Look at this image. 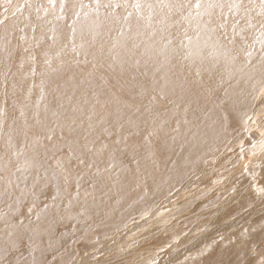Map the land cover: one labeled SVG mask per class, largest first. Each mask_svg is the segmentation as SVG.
<instances>
[{
    "label": "rangeland",
    "instance_id": "obj_1",
    "mask_svg": "<svg viewBox=\"0 0 264 264\" xmlns=\"http://www.w3.org/2000/svg\"><path fill=\"white\" fill-rule=\"evenodd\" d=\"M40 1L0 0V240L6 254L14 252L11 241L20 233L21 239L30 236L39 248L54 252L30 264H264V0H67L68 5L66 0H44L39 9ZM6 39L11 49H4ZM71 41L74 45L68 46ZM112 122L113 128L107 126ZM108 150L118 156L113 159ZM32 153L48 156L37 165L43 172H34L28 163ZM168 176L170 183L163 178ZM84 214L92 226L62 240L57 232L61 222L71 216L74 224L83 222L88 218ZM24 249L18 253H36ZM0 261L6 264L4 258Z\"/></svg>",
    "mask_w": 264,
    "mask_h": 264
},
{
    "label": "bare ground",
    "instance_id": "obj_2",
    "mask_svg": "<svg viewBox=\"0 0 264 264\" xmlns=\"http://www.w3.org/2000/svg\"><path fill=\"white\" fill-rule=\"evenodd\" d=\"M43 1H44V0H42V1L39 2V5H40V6H39V9H42V8L45 6V5L43 4ZM58 1H59V0H58ZM78 1H79V0H78ZM84 1H86V0H84ZM22 2H23V1H22ZM66 2H67V0H66ZM75 2L77 3V1H75ZM79 2H80V1H79ZM87 2H88V1H87ZM87 2H86V3H87ZM97 2H101V1H98V0H97ZM81 3H85V2H82V1H81L80 4H81ZM95 3H96V1H95ZM95 3H94V4H95ZM62 4H64V3L62 2ZM66 4L68 5V2H67ZM88 4H91V3H88ZM94 4H93V6H94ZM96 4L98 5V4H100V3H96ZM96 4H95V5H96ZM78 5H79V4H78ZM86 5H87V4H86ZM101 5H102V4H101ZM93 6H92V7H93ZM102 6H103V5H102ZM102 6H100V7H102ZM85 7H87V6H85ZM85 7H82L83 10H84ZM100 7H98V8H100ZM93 8H94V7H93ZM95 8L97 9V7H95ZM36 9H37V7H36ZM96 9H95V10H96ZM103 9H105V8H103ZM107 9H109V8H107ZM31 10H32V9H31ZM75 10H76V12L79 11V9H76V8H75ZM77 10H78V11H77ZM83 10H81V11H79V12L81 13V12H83ZM38 11H39V10H38ZM38 11H37V12H38ZM87 11H88V9L86 10V12H87ZM99 11H100V10H99ZM25 12H26V11H25ZM28 12H29V11H28ZM30 12H31V11H30ZM30 12H29V13H30ZM41 12H42V11H41ZM84 12H85V11H84ZM86 12L83 14L84 16L87 14ZM88 12H89V11H88ZM107 12H108V11H107ZM29 13H28V14H29ZM92 13H93V12H92ZM94 13H95L94 15H96V13L98 14L99 12H94ZM108 13H109V12H108ZM116 13H117V12H116ZM28 14H27V15H28ZM33 14H35V13H33ZM38 14H39V13H38ZM63 14H64V13H63ZM74 14H75V13H74ZM76 14H79V13H76ZM76 14H75V15H76ZM30 15H31V14H30ZM80 15H82V14H80ZM87 15H88V14H87ZM88 16H90V15H88ZM115 16H117V15H115ZM18 17H19V16H18ZM22 17H23V15H22ZM30 17H31V16H30ZM30 17H29V18H30ZM81 17H82V16H81ZM117 17H118V16H117ZM24 18H25V17H24ZM89 18H92V17L90 16ZM89 18L86 19V20L89 21ZM7 19H8V18H7ZM12 19H13V18H12ZM114 19H115V18H114ZM92 20H93V18H92ZM92 20H90V21H92ZM98 20H99V19H98ZM103 20H105V19H102V21H103ZM109 20H110V19H109ZM13 21H14V20H13ZM71 21H72V20H71ZM113 21H114V20H113ZM11 22H12V21H10V23H11ZM48 22H49V21H48ZM104 22H105V21H104ZM24 23H25V22H24ZM50 23H51V22H50ZM100 23L102 24L103 22H100ZM109 23H110V22H109ZM15 24H16V23H15ZM31 24H32V23H31ZM48 24H49V23H48ZM65 24H67V21L65 22ZM68 24H69V23H68ZM74 24H75V23H74ZM98 24H99V23H98ZM112 24H113V23H112ZM17 25H18V24H17ZM26 25H27V24H26ZM34 25H35V24H34ZM57 25H58V24H57ZM69 25H70V24H69ZM118 25H119V24H118ZM61 26L64 27L63 25H61ZM73 26H74V25H73ZM75 26H76V24H75ZM91 26H92V25H91ZM97 26H98V25H96V27H97ZM99 26H100V25H99ZM108 26H109V25H108ZM148 26H149V25H148ZM21 27H22V26H21ZM23 27H24V26H23ZM25 27H26V26H25ZM34 27H35V26H34ZM34 27H33V28H34ZM77 27H78V26H76V28H75L76 30L78 29ZM81 27H82V28H81ZM81 27H80V28L84 30L83 26H81ZM48 28H49V27H48ZM53 28H54V26L52 27V29H53ZM55 28H57V27L55 26ZM58 28H59V26H58ZM68 28H69V27H68ZM98 28H99V27H98ZM98 28H97V29H98ZM142 28H143V27H142ZM23 29H24V28H23ZM43 29H44V28H43ZM49 29H50V28H49ZM63 29H64V28H63ZM100 29H102V28H100ZM106 29H107V28H106ZM58 30H59V29H58ZM61 30H62V29H61ZM61 30H60V31H61ZM64 30H65V29H64ZM78 30H80V29H78ZM85 30H86V29H85ZM87 30H88V29H87ZM90 30H91V29H90ZM92 30H94V29H92ZM107 30L110 31V30H112V29H111V27H110V28L107 29ZM3 31H4V30H3ZM21 31H22V30H21ZM29 31H30V30H29ZM52 31H53V30H52ZM54 31H55V30H54ZM60 31H59V32H60ZM65 31H66V30H65ZM1 32H2V31H1ZM25 32H26V31H25ZM45 32H46V31H45ZM68 32H69V31H68ZM74 32H75V31H74ZM78 32H79V31H78ZM82 32H83V31H82ZM84 32H87V31H84ZM90 32H92V31H90ZM113 32H114V31H113ZM4 33H5V32H4ZM31 33H32V32H31ZM87 33H88V32H87ZM23 34H24V33H23ZM67 34H68V33H67ZM77 34H78V33H77ZM77 34H76V35H77ZM92 34H93V33H92ZM97 34H98V33H97ZM101 34H102V33H101ZM108 34H109V33H108ZM20 35H22V33H21ZM42 35H43V34H42ZM56 35H57V34H56ZM86 35H87V34H86ZM98 35H99V34H98ZM25 36H26V34H25ZM68 36H70V35H68ZM73 36H75V34H74ZM88 36H91V35H88ZM92 36H93V35H92ZM3 37H4V36H3ZM80 37H81V36H80ZM100 37H101V36H100ZM20 38H21V37H20ZM22 38H23V37H22ZM37 38H38V37H37ZM41 38H43V37H41ZM66 38H68V37H66ZM66 38H65V39H66ZM70 38H72V36H71ZM73 38H74V37H73ZM73 38H72V40H73ZM89 38L91 39L92 37H89ZM98 38H99V37H98ZM111 38H112V37H111ZM117 38H118V37H117ZM129 38H130V37H129ZM2 39H3V38H2ZM2 39H1V40H2ZM35 39H36V37H35ZM49 39H50V37L48 38V41H49ZM55 39H56V38H55ZM82 39H85V38H82ZM90 39H89V40H90ZM37 40H38V39H37ZM37 40H36V41H37ZM76 40H77V38H76ZM78 40H79V38H78ZM99 40H100V39H99ZM99 40H97V41H99ZM107 40H108V39H107ZM127 40H128V39H127ZM198 40H199V39H198ZM6 41H7V39H6V40H3V42H2V45H4V47L8 46V44H7ZM9 41H10V40H9ZM24 41H26V39H25ZM60 41H61V40H60ZM65 41H66V40H65ZM67 41H68V40H67ZM69 41H70V40H69ZM74 41H75V40H74ZM85 41H87V40H85ZM103 41H104V40H103ZM123 41H125V40H123ZM11 42H12V41H11ZM27 42H29V41H27ZM37 42H39V41H37ZM55 42H57V40H55ZM76 42H77V41H76ZM81 42H83V40H82ZM112 42H113V41H112ZM149 42H150V41H149ZM197 42H198V41H197ZM9 43H10V42H9ZM15 43H16V42H15ZM15 43H14V44H15ZM47 43H48V42H47ZM60 43H61V42H60ZM62 43H63V41H62ZM64 43H65V42H64ZM68 43H69V42H68ZM68 43H66V44H68ZM73 43H74V42H73ZM73 43H72V41H71L70 45H68V46H71V44H73ZM96 43H97V42H96ZM113 43H114V42H113ZM122 43H124V42H122ZM126 43H127V42H126ZM11 44H13V42H12ZM14 44H13V45H14ZM66 44H63V45H66ZM79 44H80V43H79ZM82 44H83V43H82ZM84 44H85V47H86V43H84ZM87 44H88V43H87ZM101 44H102V42H101ZM163 44H164V43H163ZM9 45H10V44H9ZM13 45H12V46H13ZM17 45H18V44H17ZM43 45H44V44H43ZM47 45H48V44H47ZM63 45H61V47H62ZM73 45H74V44H73ZM77 45H78V44H77ZM160 45H161V44H160ZM170 45H171V43H170ZM0 46H1V44H0ZM12 46H11V47H12ZM19 46H21V45L19 44ZM58 46H59V44H58ZM82 46H84V45H82ZM100 46H101V45H100ZM119 46H120V45H119ZM155 46H156V45H155ZM22 47H23V46H22ZM30 47H31V45H30ZM56 47H57V44H56ZM61 47L59 46V48H61ZM64 47H65V46H64ZM77 47H78V46H77ZM77 47H76V48H77ZM134 47H135V46H134ZM151 47H152V46H151ZM161 47H162V46H161ZM9 48H10V47H9ZM9 48L6 47V48H4V49H5V50H8ZM12 48H13V47H12ZM70 48H71V47H70ZM70 48H68V49H70ZM87 48H88V47H86V49H87ZM98 48L100 49V47H98ZM10 49H11V48H10ZM22 49H23V48H22ZM26 49H27V48H26ZM31 49H32V48H31ZM33 49H34V48H33ZM33 49H32V50H33ZM43 49H44V48H43ZM56 49H57V48H56ZM56 49H55V51H58V50H56ZM64 49H65V48H64ZM64 49H63V50H64ZM81 49H82V51H85V50H83V48H81ZM90 49H91V48H90ZM116 49H117V48H116ZM16 50H17V49H16ZM19 50H20V49H19ZM66 50H67V49H66ZM70 50H71V49H70ZM77 50H78V49H77ZM100 50H101V49H100ZM149 50H150V49H149ZM159 50H160V49H159ZM59 51H61V50H59ZM59 51H58V52H59ZM117 51H118V50H117ZM136 51H137V50H136ZM163 51H164V50H163ZM20 52H21V51H20ZM28 52H29V51H28ZM36 52H37V51H36ZM70 52H71V51H70ZM130 52H132V50H131ZM25 53H26V52H25ZM25 53H24V54H25ZM56 53H57V52H56ZM59 53H60V52H59ZM59 53H57V55H58ZM117 53H118V52H117ZM137 53H138V52H137ZM139 53H140V51H139ZM143 53H144V51H143ZM15 54H16V53H15ZM36 54H37V53H36ZM61 54H62V53H61ZM124 54H125V53H124ZM124 54H123V55H124ZM127 54H128V53H127ZM135 54H136V53H135ZM165 54H166V53H165ZM19 55H20V54H18V56H19ZM21 55H22V54H21ZM21 55H20V57H21ZM26 55H27V54H25V56H26ZM29 55H31V54H29ZM42 55H44V54H42ZM49 55H50V54H49ZM63 55H64V53H63ZM63 55H62V56H63ZM68 55H69V54H68ZM74 55H75V54H74ZM79 55H80V54H79ZM137 55H140V54H137ZM159 55H160V54H159ZM215 55H216V54H215ZM14 56H15V55H14ZM16 56H17V55H16ZM22 56H23V55H22ZM27 56H28V55H27ZM38 56H39V55H38ZM47 56H48V55H47ZM47 56H45V57L47 58ZM50 56H51V55H50ZM65 56H66V55H65ZM75 56H76V55H75ZM75 56H74V57H75ZM81 56H82V54H81ZM81 56H80V57H81ZM84 56H85V55H84ZM127 56H128V55H127ZM127 56H126V57H127ZM130 56H131V54H130ZM130 56H128V57H130ZM133 56H134V55H133ZM20 57H17L18 60H21ZM28 57L30 58L31 56H28ZM52 57H54V56H52ZM56 57H57L56 59H59L58 56H56ZM60 57H61V56H60ZM76 57H77V56H76ZM86 57H87V55H86ZM119 57H120V56H119ZM139 57H140V56H139ZM141 57H142V56H141ZM211 57H213V56H211ZM50 58H51V57H50ZM50 58H49V59H50ZM61 58H62V57H61ZM64 58L67 59L66 57H64ZM64 58H63V59H64ZM77 58H78V57H77ZM82 58H83V57H82ZM82 58H80V59L78 58L79 61L82 60ZM136 58H137V57H136ZM136 58H135V59H136ZM143 58H144V56H143ZM161 58H163V57H161ZM173 58H174V57H173ZM2 59H3V58H2ZM38 59H39V58H38ZM43 59H45V58L43 57ZM52 59H53V58H52ZM56 59H55V60H56ZM88 59H89V58H88ZM93 59H94V58H93ZM131 59H132V56H131ZM141 59H142V58H141ZM149 59L152 60L153 58L150 57ZM175 59H176V58H175ZM181 59H182V58H181ZM216 59H217V57H216ZM7 60H8V59H7ZM7 60H6V61H7ZM18 60H17V61H18ZM22 60H24V58H22ZM22 60H21V61H22ZM39 60H40V59H39ZM74 60H75V59H74ZM74 60H73V61H74ZM86 60H87V59H86ZM124 60L127 61L128 59H124ZM129 60H130V58H129ZM137 60H138V59H137ZM144 60H145V58H144ZM208 60H209V59H208ZM213 60H214V59H213ZM15 61H16V59H15ZM43 61H44V60H43ZM62 61H63V60H62ZM69 61H70V63H71V60H69ZM73 61H72V62H73ZM77 61H78V60H77ZM84 61H85V58H84ZM95 61H96V60H95ZM118 61H119V58H118ZM169 61H170V60H169ZM44 62H45V61H44ZM51 62H52V61H51ZM63 62H64V61H63ZM66 62H67V61H66ZM88 62H89V61H88ZM92 62H93V61H92ZM133 62L136 63L135 61H133ZM140 62H141V61H140ZM142 62H143V60H142ZM144 62H145V61H144ZM149 62L151 63V61H149ZM176 62H178V61H176ZM0 63H1V62H0ZM29 63H30V62H29ZM47 63H48V62H47ZM53 63H54V62H53ZM80 63H81V62H80ZM93 63H95V62H93ZM128 63L131 64L130 61H129ZM163 63H164V62H163ZM3 64H4V63H3ZM9 64H10V63H9ZM49 64H50V63H49ZM64 64H65V63H64ZM71 64H72V63H71ZM75 64H76V63H75ZM90 64H92L91 61H90L89 65H90ZM132 64H133V63H132ZM137 64H138V63H137ZM152 64H153V62H152ZM157 64H158V63H156V65H157ZM190 64H191V63H190ZM16 65H19V64H16ZM21 65H23V64H21ZM30 65H31V64H30ZM30 65H29V66H30ZM82 65H84V64H82ZM113 65H114V64H113ZM127 65H128V64H127ZM140 65H141V64H140ZM171 65H172V64H171ZM174 65H175V64H174ZM4 66H5V65H4ZM8 66H9V65H8ZM74 66H75V65H74ZM79 66H80V65H79ZM114 66H119V65H114ZM135 66H136V65H135ZM146 66H147V65H146ZM189 66H190V65H189ZM204 66H205V65H204ZM204 66H201V67H204ZM1 67L3 68V66H1ZM54 67H55V66H54ZM66 67H68V66L66 65ZM66 67H65V68H66ZM85 67H86V66H85ZM85 67H82V68H85ZM89 67H90V66H89ZM126 67H127V66H126ZM130 67H132V66H130ZM143 67H145V66H143ZM167 67H168V66H167ZM170 67H171V66H170ZM199 67H200V66H199ZM205 67H206V66H205ZM5 68H6V66H5ZM17 68H18V67H17ZM55 68H56V67H55ZM77 68L79 69V67H77ZM119 68H120V66H119ZM119 68H118V69H119ZM124 68H125V67H124ZM149 68L152 69V68H155V67H149ZM157 68H158V67H156V69H157ZM197 68H198V67H197ZM0 69H1V68H0ZM6 69H7V68H6ZM26 69H27V67H26ZM41 69H42V68H41ZM156 69H155V70H156ZM193 69H194V68H193ZM204 69H206V68H204ZM29 70H31V69H29ZM63 70H64V69H63ZM73 70H74V69H73ZM153 70H154V69H153ZM168 70H169V69H168ZM191 70H192V69H191ZM48 71H49V70H48ZM67 71H68V69H67ZM134 71H135V70H134ZM161 71H163V70H161ZM177 71H178V70H177ZM208 71H209V70H208ZM35 72H36V71H34V73H35ZM46 72H47V71H46ZM49 72H50V71H49ZM69 72H70V70H69ZM126 72H127V71H126ZM194 72H195V71H194ZM197 72H198V71H197ZM197 72H195V73H197ZM18 73H20V72H18ZM28 73H29V72H28ZM32 73H33V72H32ZM43 73H44V72H43ZM65 73H66V72H65ZM77 73H78V72H77ZM77 73H76V74H77ZM127 73H128V72H127ZM156 73H158V72L156 71ZM160 73H161V72H160ZM164 73H165V72H164ZM168 73H169L168 75L172 74V73H170V72H168ZM173 73H175V72H173ZM178 73H179V72H178ZM0 74H1V73H0ZM21 74H22V73H21ZM26 74H27V72H26ZM49 74H50V73H49ZM52 74H53V73H52ZM70 74H71V73H70ZM76 74H75V75H76ZM152 74H154V72L151 73V75H152ZM18 75H20V74H18ZM29 75H30V74H29ZM43 75H44V74H43ZM149 75H150V74H149ZM151 75H150V76H151ZM160 75H163V74H160ZM164 75H165V74H164ZM21 76H23V75H21ZM31 76H32V75H31ZM80 76H81V75H80ZM152 76H153V75H152ZM152 76H151V77H152ZM157 76H159V75H157ZM172 76H173V75H172ZM29 77H30V76H29ZM29 77H28V78H29ZM38 77H39V76H38ZM38 77H36V79H37ZM41 77H42V76H41ZM60 77H61V76H60ZM62 77H65V76H62ZM68 77H69L68 79H70L71 76L68 74ZM72 77H73V76H72ZM166 77H167V76H166ZM169 77H171V75H170ZM169 77H168V79H171V78H169ZM174 77H175V76H174ZM180 77H181V76H180ZM25 78H26V77H25ZM43 78H45V77H43ZM152 78H153V77H152ZM26 79H27V78H26ZM30 79H31V78H30ZM55 79H56V78H55ZM65 79H66V78H64V80H65ZM71 79H72V78H71ZM91 79H92V78H91ZM154 79H155V77H154ZM157 79H158V78H157ZM160 79H161V78H160ZM24 80H25V79H24ZM33 80H34V79H33ZM33 80H31V81L33 82ZM41 80H42V79H41ZM62 80H63V79H62ZM86 80H87V78H86ZM155 80H156V79H155ZM230 80H231V79H230ZM31 81H30V82H31ZM39 81H40V80H39ZM45 81H46V80H45ZM49 81H50V80H49ZM66 81H67V79H66ZM74 81H75V80H74ZM158 81H159V79H158ZM158 81H157V82H158ZM161 81H163V80H161ZM13 82H15V81H13ZM18 82H19V81H18ZM36 82H37V81H36ZM51 82H52V81H51ZM51 82H50V83H51ZM59 82H60V81H59ZM133 82H134V81H133ZM152 82H153V81H152ZM165 82L168 83V81H165ZM10 83H11V81H10ZM21 83H22V82H21ZM21 83H20V84H21ZM34 83H35V82H34ZM34 83H33V84H34ZM37 83H39V82H37ZM52 83H53V82H52ZM52 83H51V84H52ZM72 83H73V82H72ZM104 83H105V82H104ZM134 83H136V82H134ZM169 83H170V81H169ZM196 83H197V82H196ZM14 84H15V83H14ZM20 84H18V85H20ZM33 84H32V86H34ZM35 84H36V83H35ZM40 84H41V83H40ZM42 84H43V83H42ZM56 84H57V83H56ZM56 84H55V85H56ZM62 84H64V83H61V85H62ZM80 84H81V83H80ZM137 84H138V83H137ZM157 84L159 85V83H157ZM160 84H161V83H160ZM7 85H8V83H7ZM21 85H22V84H21ZM44 85H45V84H44ZM46 85H47V84H46ZM55 85H54V86H55ZM61 85H59L60 88H61ZM67 85H68V84H67ZM72 85H73V84H72ZM77 85H78V83H77ZM171 85H172V84H171ZM171 85H170V87H171ZM204 85H205V84H204ZM224 85H225V84H223V87H224ZM227 85H228V84H227ZM227 85H226V87H227ZM240 85H241V84H240ZM24 86H25V85H24ZM24 86L22 85V86H20V88L22 89ZM30 86H31V84H30ZM48 86H49V85H48ZM52 86H53V85H52ZM62 86H63V85H62ZM74 86H75V83H74ZM136 86H137V85H136ZM139 86H140V85H139ZM173 86H174V85H173ZM173 86H172V88H173ZM206 86H207V85H206ZM237 86H238V85H237ZM7 87H8V86H7ZM26 87H27V86H26ZM43 87H44V86H43ZM106 87H107V86H106ZM175 87H176V85H175ZM4 88H5V87H4ZM50 88H51V87H50ZM50 88H49V89H50ZM138 88H139V87H138ZM151 88H152V87H151ZM153 88H154V87H153ZM203 88H204V87H203ZM32 89H33V88H32ZM32 89H31V90H32ZM64 89H68V88H64ZM73 89H74V88H73ZM157 89H158V88H156V90H157ZM224 89L226 90V88H224ZM22 90H23V89H22ZM28 90H29V89H28ZM55 90H56V88H55ZM58 90H59V89H58ZM156 90H155V91H156ZM171 90H172V89H171ZM186 90H187V89H186ZM205 90H206V89H205ZM225 90H223V91H225ZM244 90H245V89H244ZM6 91H7V90H6ZM19 91H20V90H19ZM29 91H30V90H29ZM39 91H40V90H39ZM47 91H49V90L47 89ZM47 91H46V89H45L44 93H46ZM51 91H52V90H50V92H51ZM59 91H60V90H59ZM159 91H160V90H159ZM162 91H163V90H162ZM166 91H167V90H166ZM166 91H165V92H166ZM176 91H177V90H176ZM176 91H175V92H176ZM210 91H211V90H210ZM30 92H31V91H30ZM30 92H29V94L27 95V97L31 96V95H30ZM41 92H42V91H41ZM63 92H66V91L63 90ZM190 92H191V91H190ZM204 92H205V91H204ZM241 92H243V91L240 90L239 95H240ZM14 93H15V92H14ZM47 93H48V92H47ZM54 93H56V92H54ZM160 93H161V91H160ZM169 93H170V91H169ZM177 93H178V92H177ZM226 93H227V92H226ZM259 93H260V92H259ZM39 94L42 95L40 92H39ZM61 94H62L63 97H64V94L60 92V95H61ZM171 94H172V93H171ZM182 94H183V93H182ZM204 94H205V93H204ZM242 94H243V93H242ZM43 95H44V94H43ZM57 95H58V94H57ZM78 95L80 96L81 93H80V94L78 93ZM82 95H83V94H82ZM87 95H88V93H87L85 96L88 97ZM91 95H92V94H91ZM109 95H110V94H109ZM136 95H137V94H136ZM140 95H141V94H140ZM158 95H159V94H158ZM188 95H190V93H189ZM188 95H187V96H188ZM235 95H236V94H235ZM161 96H162V95H161ZM173 96H174V94L172 95V97H173ZM191 96H192V95H191ZM25 97H26V96H25ZM47 97H48V96H47ZM66 97H67V96H66ZM89 97H92V96H90V93H89ZM175 97H178V96L175 95ZM182 97H183V96H182ZM227 97H228V96H227ZM241 97H242V96H240L239 98H241ZM243 97H244V96H243ZM18 98H19V97H18ZM32 98H33V97H32ZM32 98L30 97V99H32ZM34 98H35V97H34ZM34 98H33V100H34ZM38 98H39V97H38ZM38 98H37V99H38ZM40 98L43 99L44 97H40ZM40 98H39V99H40ZM45 98H46V97H45ZM48 98H49V99H48ZM48 98L45 99V100H48L47 102H49V100H50V96H49ZM58 98H59V97H58ZM84 98H85V97H84ZM186 98H187V97H186ZM213 98H214V97H213ZM244 98H245V97H244ZM246 98H247V97H246ZM2 99H3V98H2ZM6 99H7V98H6ZM28 99H29V98H28ZM28 99H27V100H28ZM30 99H29V100H30ZM41 99H40V100H41ZM51 99H52V98H51ZM67 99H69V98L67 97ZM76 99H77V98H76ZM87 99H88V98H87ZM89 99H90V98H89ZM187 99H188V98H187ZM8 100H10V99H8ZM8 100H7V101H8ZM19 100H20V99H19ZM69 100H70V99H69ZM78 100H79V99H78ZM83 100L86 101V98L83 99ZM83 100H79V101L83 102ZM104 100H105V99H104ZM110 100H111V99H110ZM169 100H170V99H169ZM176 100H178V99H176ZM188 100H189V99H188ZM194 100H195V99H194ZM10 101H11V100H10ZM41 101H42V100H41ZM54 101H55V100H52L53 103H54ZM60 101H61V100H59L58 105H59ZM62 101H64V99H63ZM62 101H61V102H62ZM65 101H66V100H65ZM74 101H75V100H74ZM90 101H91V99H90ZM174 101H175V100H174ZM178 101H179V100H178ZM184 101H185V100H184ZM236 101H238V100H236ZM24 102H25V101H24ZM24 102H23V104H24ZM42 102H44V101H42ZM47 102H44V103H47ZM86 102H87V101H86ZM94 102H96V100H95ZM101 102H102V101H101ZM172 102H173V101H172ZM188 102H189V101H188ZM188 102H187V103H188ZM204 102H205V101H204ZM234 102H235V101H234ZM6 103H7V102H6ZM25 103H26V102H25ZM68 103H69V102H68ZM68 103H67V104H68ZM74 103H75V102H74ZM87 103H88V102H87ZM4 104H5V103H4ZM27 104H28V103H27ZM50 104H51V103H50ZM171 104H172V103H171ZM179 104H180V103H179ZM258 104H259V103H258ZM5 105H6V104H5ZM44 105H45V104H44ZM58 105H57V106H58ZM80 105H81V104H80ZM84 105H85V104H84ZM91 105H92V106L94 105L93 102H92V104H90V106H91ZM117 105H118V104H117ZM13 106H14V105H13ZM25 106H26V105H25ZM25 106H24V107H25ZM47 106L49 107V104H48ZM47 106H45V107H47ZM50 106H51V105H50ZM52 106H54V105H52ZM57 106H56V107H57ZM64 106H65V105H64ZM67 106H68V105H67ZM69 106H70V105H69ZM74 106H75V104H74ZM78 106H79V104H78ZM170 106H171V105H170ZM183 106H184V105H183ZM48 107H47V108H48ZM75 107H76V106H75ZM84 107H85V106H84ZM86 107H87V106H86ZM95 107H96V104H95ZM176 107H178V106L176 105ZM216 107H217V106H216ZM62 108H63V107H62ZM91 108H92V107H91ZM98 108H99V106H98ZM104 108H106V107H104ZM172 108H174V107H171V109H172ZM24 109H25V108H24ZM53 109L55 110V108H53ZM65 109H67L66 106H65ZM213 109H214V108H213ZM215 109H216V108H215ZM15 110H17V109H15ZM44 110H45V109H44ZM44 110H43V114H44ZM59 110H60V109H59ZM75 110H76V109H75ZM92 110H93V109H92ZM178 110H179V109H178ZM219 110H220V109H219ZM41 111H42V110H41ZM56 111H57V110H56ZM63 111H64V110H63ZM65 111L68 112L69 110H65ZM71 111H73V110H71ZM79 111H81L80 108H79ZM89 111H90V110H89ZM101 111H103V110H101ZM190 111H191V110H190ZM193 111H194V110H193ZM51 112H52V111H51ZM53 112H54V111H53ZM57 112H58V111H57ZM66 112H65V113H66ZM87 112H88V111H87ZM95 112H96V111H95ZM110 112H111V111H110ZM201 112H202V111H201ZM212 112H213V110H212ZM212 112H211V114H212ZM45 113H46V112H45ZM54 113H55V112H54ZM73 113H74V111H73ZM73 113H72V114H73ZM88 113H89V112H88ZM88 113H87V114H88ZM91 113L94 114V112H91ZM106 113H107V112H106ZM134 113H137L136 110H135ZM55 114H56V113H55ZM55 114H54V115H55ZM62 114H63V113H62ZM74 114H75V113H74ZM77 114H78V113H77ZM77 114H75L74 116H76ZM118 114H119V113H118ZM205 114H206V113H205ZM208 114H209V113H208ZM40 115H41V114H40ZM56 115H57V114H56ZM58 115L60 116V114H58ZM58 115H57V116H58ZM78 115H79V114H78ZM78 115H77V118H78ZM98 115H99V113H98ZM103 115H104V114H103ZM41 116H42V115H41ZM66 116H67V115H66ZM91 116H92V115H91ZM209 116H211V115H209ZM216 116H217V115H216ZM43 117H44V116H43ZM64 117H65V116H64ZM82 117H83V115H82ZM49 118H50V117H49ZM57 118H58V117H57ZM103 118H104V117H103ZM106 118H107V117H106ZM109 118H110V117H109ZM115 118H116V116H115ZM115 118H113V116H112V117L110 118V120H112V119L114 120ZM174 118H175V117H174ZM182 118H183V117H182ZM197 118H198V117H197ZM206 118H208V117H206ZM58 119H59V118H58ZM80 119H82V118H80ZM116 119H117V118H116ZM116 119H115L114 121H116V123H117V120H116ZM169 119H170V118H169ZM209 119H210V118H209ZM212 119H213V118H212ZM48 120H50V119H48ZM60 120H62V119H60ZM87 120H88V118H87ZM87 120H85V121H87ZM97 120H98V119H97ZM99 120H100V119H99ZM101 120H103V119H101ZM104 120H105V119H104ZM113 120H112V121H113ZM58 121H59V120H58ZM107 121H108V120L106 119V122H107ZM118 121H119V120H118ZM120 121H121V120H120ZM170 121H171V120H170ZM212 121H213V120H212ZM249 121H250V120H249ZM66 122H67V121H66ZM66 122H64V123L62 122L63 125H64ZM72 122H73V121H72ZM77 122H78V121H77ZM77 122H76V123H77ZM79 122H81V121H79ZM97 122H98V121H97ZM109 122H110V121H109ZM122 122H123V121H122ZM177 122H178V121H177ZM196 122H197V121H196ZM60 123H61V122H60ZM62 123H61V124H62ZM67 123H68V122H67ZM92 123H93V122H92ZM107 123H108V122H107ZM114 123H115V122H114ZM175 123H176V121H175ZM25 124H26V123H25ZM78 124H79V123H78ZM93 124H94V123H93ZM93 124L91 125V122H90L89 125H91V126L93 127ZM99 124H100V121H99ZM109 124H111V123H109ZM109 124H108L107 126H110V127L113 128V125H114L113 122H112V126L109 125ZM59 125H60V124H59ZM65 125H66V124H65ZM70 125H71V124H70ZM80 125H81V124H80ZM101 125H102V124H100V126H101ZM117 125L119 126V123H118ZM117 125H116V126H117ZM123 125H124V124H123ZM30 126L32 127V125H30ZM67 126H68V125H67ZM67 126H66V128H67ZM95 126H96V125H95ZM97 126H98V125H97ZM97 126H96L97 129H96V128H95L96 130L94 129L95 132H96V131H99V130H98V129H99V128H98L99 126H98V127H97ZM125 126H126V125H125ZM31 127H30V128H31ZM32 128L34 129V127H32ZM102 128H103V127H102ZM108 128H109V127H108ZM116 128H117V127H116ZM118 128H119V127H118ZM118 128H117V129H118ZM163 128H164V127H163ZM167 128H169V127H167ZM194 128H195V127H194ZM26 129H27V132L30 131V130L28 131V128H26ZM47 129H48V128H47ZM62 129H63V128H62ZM92 129H93V128H92ZM104 129H105V128H104ZM121 129H122V128H121ZM123 129H124V127H123ZM123 129H122V131H123ZM161 129H162V128H161ZM36 130H37V129H36ZM105 130H106V129H105ZM162 130H163V129H162ZM174 130H175V129H174ZM192 130H193V129H192ZM200 130H201V129H200ZM22 131H23V130H22ZM91 131H92V130H91ZM103 131H104V130H103ZM103 131H102V129H101L100 132L103 133ZM110 131H111V130H110ZM170 131H171V128H170ZM35 132H36V131H35ZM37 132L39 133V131H37ZM37 132H36V134H37ZM71 132H72V131H71ZM105 132H106V131H105ZM105 132H104V133H105ZM172 132H174V131H172ZM193 132H195V130H194ZM196 132H197V130H196ZM196 132H195V133H196ZM23 133H24V132H23ZM25 133H26V132H25ZM92 133H93V132H92ZM92 133H91V134H92ZM97 133H99V132H97ZM111 133H112V132H111ZM121 133H122V132H121ZM39 134H40V133H39ZM46 134H47V133H46ZM73 134H74V133H73ZM198 134H199V133H198ZM70 135H72V134H70ZM77 135H78V134H77ZM95 135H96V134H95ZM95 135H94V136H95ZM55 136H56V135H55ZM72 136H73V135H72ZM90 136H91V135H90ZM115 136H116V135H115ZM25 137H26V136H25ZM65 137H66V136H65ZM69 137H70V136H69ZM100 137H102V136H100ZM73 138H74V137H73ZM25 139H26V138H25ZM68 139H69V138H68ZM102 139H103V137L101 138V140H102ZM111 139H112V138H111ZM240 139H241V138H240ZM21 140H22V139H21ZM61 140H63V139H61ZM70 140H72V139H70ZM101 140L99 141V143H100V144H101V143L103 144V142H102ZM115 140H116V139H115ZM59 141H60V140H59ZM73 141H74V140H73ZM103 141H104V143H105V140H104V139H103ZM18 142L21 144V143H23V140H22V142H21V141H18ZM24 142H25V141H24ZM66 142H68V140H66ZM187 142H188V141H187ZM64 143H65V142H64V140H63V143H62V144L64 145ZM68 143H69V142H68ZM72 143H73V142H72ZM96 143L98 144V142H96ZM185 143H186V142H184L183 144H185ZM52 144H53V143H52ZM52 144H51V145H52ZM70 144H71V143H69V145H70ZM75 144H76V143H75ZM183 144H181V145H183ZM53 145H54V144H53ZM55 145H56V144H55ZM63 145H61V147H62ZM110 145H111V146H110ZM110 145H109V146L112 147V144H110ZM139 145H140V144H139ZM181 145H180V146H181ZM188 145H189V144H188ZM17 146H18V145H17ZM21 146H25V145H21ZM21 146H20V149H21ZM82 146H84V144L81 145V147H82ZM100 146H101V145H100ZM183 146H184V145H183ZM29 147H30V146H29ZM76 147H77V146H76ZM186 147H187V146H186ZM30 148H31V147H30ZM50 148H51V147H50ZM53 148H54V147H53ZM69 148H70V147H69ZM83 148H84V147H83ZM96 148H97V147H96ZM116 148H117V147H116ZM181 148L183 149L184 147L181 146ZM18 149H19V148H18ZM22 149H23V148H22ZM28 149H29V148H28ZM66 149H67V148H66ZM72 149H73V148H72ZM93 149H94V148H93ZM111 149H114V150L116 151L115 147H113V148H111ZM12 150H13V149H12ZM23 150H24V149H23ZM42 150H43V149H42ZM53 150H54V149H53ZM180 150H181V149H180ZM19 151H20V150H19ZM26 151H27V150H26ZM28 151H29V150H28ZM51 151H52V150H51ZM82 151H83V149H82ZM108 151H109V155H110V153H112V152H111V150H108ZM117 151H118V149H117ZM121 151H122V150H121ZM17 152H18V151H17ZM24 152H25V151H24ZM48 152H49V151H48ZM48 152H47V153H48ZM54 152H55V151H52L51 153L54 154ZM99 152H100V151H99ZM123 152H124V151H123ZM123 152H122V153H123ZM7 153H8V152H7ZM30 153H31V152H30ZM49 153H50V152H49ZM51 153H50V154H51ZM120 153H121V152H120ZM120 153H118V154H120ZM15 154H16V153H15ZM106 154H107V153L105 152V155H106ZM114 154H115V152L113 151V153L111 154V156L114 155ZM116 154H117V153H116ZM4 155H5V154H4ZM12 155H13V154H12ZM12 155H11V156H12ZM19 155H20V154H19ZM67 155H68V153H67ZM123 155H124V154H123ZM6 156H8V154H7ZM16 156H17V155H16ZM56 156H57V153H56ZM107 156H108V155H107ZM114 156H115V155H114ZM117 156H118V155H117ZM117 156H115V157H117ZM4 157H5V156H4ZM13 157H14V156H13ZM17 157H18V156H17ZM47 157H48L47 155L42 154V153H37V154L32 153V154L29 156L28 163L33 167V171H34V172H36V173H41V172H43V171H42V170H39V169L37 168V165H38L39 162H41V161H45V160L47 159ZM51 157H52V156H51ZM53 157H55V156H53ZM57 157H59V156H57ZM63 157H64V156H63ZM63 157H62V158H63ZM70 157H71V156H70ZM77 157H78V156H77ZM77 157H76V158H77ZM112 157H113V156H112ZM120 157H121V156H120ZM120 157H119L118 159H120ZM124 157H125V156H124ZM64 158H65V157H64ZM79 158H80V157H79ZM87 158H88V157H87ZM105 158H106V156H105ZM109 158H110V157H109ZM126 158H127V157H126ZM67 159H68V158H66V160H67ZM77 159H78V158H77ZM89 159H90V158H89ZM113 159H114V157H113ZM113 159H112V160H113ZM123 159H125V158H123ZM131 159H132V158H131ZM15 160H16V159H15ZM25 160H26V159H25ZM78 160H79V159H78ZM81 160H82V159H81ZM85 160H86V159H85ZM107 160H110V159H107ZM121 160H122V158H121ZM121 160H119V162H122ZM126 160H127V159H126ZM8 161H9V160H8ZM71 161H74V163H75V162H76V159H75V160H71ZM86 161L88 162V160H86ZM86 161H85V163H87ZM110 161H111V160H110ZM114 161L117 163L118 160H113V164H114ZM5 162H6V161H5ZM14 162H15V161H14ZM26 162H27V161H26ZM59 162H60V161H59ZM81 162H82V161H81ZM91 162H92V161H91ZM123 162H124V160H123ZM127 162H128V161H127ZM12 163H13V162H12ZM18 163H19V162H18ZM24 163H25V162H24ZM124 163H125V162H124ZM129 163H130V161H129ZM81 164H82V163H81ZM88 164H90V162H89ZM91 164H93V163H91ZM108 164H109V163H108ZM108 164H107V165H108ZM2 165H3V164H2ZM9 165H10V164H9ZM25 165H26V164H25ZM67 165H69V164H67ZM83 165H84V164H83ZM93 165H94V164H93ZM117 165H119V164L117 163L115 166H117ZM122 165H126V164H122ZM128 165H131V164H128ZM180 165H181V164H180ZM22 166H23V165H22ZM26 166H27V165H26ZM71 166H72V164H71ZM75 166H76V165H74V167H75ZM120 166H121V165H120ZM120 166H117V167H120ZM24 167H25V166H24ZM68 167H69V166H68ZM85 167H86V164H85ZM88 167H89V166H88ZM91 167H92V166H91ZM121 167H122V166H121ZM5 168H6V167H5ZM19 168H20V167H19ZM25 168H26V167H25ZM71 168H72V167H71ZM82 168H84V167H82ZM7 169H8V168H7ZM23 169H24V168H23ZM76 169H77V168H75L74 170L76 171ZM90 169H91V168H90ZM167 169H168V168H167ZM172 169H175V167H173ZM68 170H69V169H68ZM168 170H169V169H168ZM170 170H171V169H170ZM170 170H169V171H170ZM176 170H177V169H175V171H174V170H173V171L176 172ZM4 171H5V169H4ZM4 171L2 172V174L4 173ZM82 171H83V170H82ZM82 171H81V172H82ZM84 171H88V170L86 169V170H84ZM171 171H172V170H171ZM171 171H170V172H171ZM70 172H71V169H70L69 173H70ZM88 172H89V171H88ZM170 172H169V173H170ZM174 172H173V173H170V174L167 173V174H169V176H170V175L172 176V175L175 174ZM179 172H180V171L178 170V173H179ZM8 173H10V172H8ZM69 173H68V176H69ZM85 173H87V172H85ZM89 173H90V172H89ZM178 173H177L176 175H178ZM0 174H1V173H0ZM73 174H75V172H74ZM50 175H51V174H50ZM1 176H2V175H1ZM1 176H0V178H1ZM3 176H6V175L3 174ZM47 176H48V175H47ZM83 176H84V175H83ZM159 176H160V175H159ZM161 176H162V175H161ZM163 176H164V174H163ZM165 176H166V175H165ZM169 176H168V177H163V178H164V179L167 178V179L171 180V179L169 178ZM63 177H64V176H63ZM85 177H86V176H85ZM173 177H174V176H172V178H173ZM5 178H6V177H5ZM69 178H70V176H69ZM76 178H78V177L76 176ZM81 178H82V177H81ZM67 179H68V178H67ZM78 179L80 180V178H78ZM78 179H77V180H78ZM90 179H91V178H90ZM161 179H162V177H161ZM161 179H160V180H161ZM167 179H165V180H167ZM173 179H175V178H173ZM173 179H172V180H173ZM47 180H48V179H47ZM75 180H76V179H75ZM77 180H76V181H77ZM82 180H83V179H82ZM82 180H80V182H82ZM85 180H87V179L85 178ZM88 180H89V179H88ZM169 180H167V181H169ZM6 181H7V180H6ZM9 181H10V180H9ZM92 181H93V180H92ZM167 181H166V182H167ZM1 182H2V181L0 180V183H1ZM80 182H79V183H80ZM86 182H88V181H86ZM94 182H95V181H94ZM166 182H165V184H166ZM4 183H6V182H4ZM7 183H8V182H7ZM70 183H71V181H70ZM84 183H85V181L83 182V184H84ZM168 183H170V181H169ZM44 184H45V183H44ZM46 184H47V183H46ZM83 184H82V185H83ZM87 184H88V183H87ZM98 184H99V183H98ZM6 185H7V184H6ZM12 185H13V184H12ZM54 185H55V184H54ZM78 185L81 186V184H78ZM90 185H92V183H91ZM94 185H95V184H94ZM100 185H102V183H100ZM0 186L2 187L0 190H2V189L4 188V185L2 186V184H1ZM10 186H11V185H10ZM46 186H47V185H46ZM69 186H70V185H69ZM80 186H79V187H80ZM87 186H88V185H87ZM92 186H93V185H92ZM92 186L90 187L91 189H93ZM98 186H99V185H98ZM12 187H13V186H12ZM52 187H54V186H52ZM52 187H51V188H52ZM56 187H57V186H56ZM79 187H78V188H79ZM82 187H83V186H82ZM88 187H89V186H88ZM96 187H97V186H96ZM96 187L94 186V189H95ZM7 188H8V187H7ZM70 188H72V187L70 186ZM85 188H86V186H85ZM98 188H99V187H98ZM98 188H97V189H98ZM48 189H50V188H48ZM80 189H81V187H80ZM121 189H122V188H121ZM54 190H55V189H54ZM54 190H53V191H54ZM66 190H67V189H66ZM86 190H88V189L86 188ZM53 191H52V192H53ZM76 191H77V190H76ZM76 191H74V192L77 193ZM83 191H84V190H83ZM90 191H91V190H90ZM1 192H2V191H1ZM69 192H70V191H69ZM84 192H85V191H84ZM86 192H88V191H86ZM5 193H6V192H5ZM56 193H57V192H56ZM62 193H63V192H62ZM125 193H126V191H125ZM54 194H55V192H54ZM63 194H64V193H63ZM65 194H66V193H65ZM65 194H64V195H65ZM69 194H70V193H69ZM87 194H90V193H87ZM114 194H115V193H114ZM123 194H124V193H123ZM123 194H121L122 197H121L120 199L124 198V197H123ZM2 195H3V193H2ZM6 195H7V194H6ZM8 195H9V193H8ZM55 195H56V194H55ZM73 195H74V194H73ZM94 195H95V194H94ZM119 195H120V194H119ZM9 196H10V195H9ZM74 196H76V195H74ZM78 196H79V195H78ZM78 196H76V198H77ZM88 196H89V195H88ZM116 196H118V195H116ZM125 196H126V195H125ZM39 197H40V196H39ZM50 197H51V196H50ZM58 197H59V196H58ZM84 197H85V196H84ZM114 197H115V196H114ZM59 198H61V197H59ZM69 198H70V197H69ZM78 198H79V197H78ZM85 198H86V197H85ZM116 198H117V197H116ZM116 198H115V199H116ZM118 198H119V197H118ZM14 199H15V198H14ZM61 199H62V198H61ZM115 199H113V200H115ZM3 200H5V198H4ZM51 200H52V199H51ZM111 200H112V199H111ZM111 200H110V201H111ZM7 201H9V200H7ZM18 201H19V200H18ZM18 201H17V202H18ZM77 201H78V200H77ZM83 201H84V200H83ZM83 201H81V202H83ZM117 201H118V200H117ZM9 202H11V201H9ZM68 202H69V201H68ZM74 202H75V201H74ZM78 202H79V201H78ZM114 202H115V201H114ZM114 202H113V203H114ZM122 202H123V201H122ZM13 203H15V202H13ZM13 203H12V204H13ZM19 203H20V202H19ZM28 203H29V202H28ZM79 203H80V202H79ZM84 203H85V202H84ZM117 203H119V202H117ZM1 204H3V202H0V205H1ZM6 204H7V203H6ZM6 204H5V206H6ZM15 204H16V203H15ZM15 204H14V205H15ZM26 204H27V203H26ZM58 204H59V203H58ZM73 204H74V203H73ZM14 205H12V206H14ZM17 205H18V204H17ZM75 205H76V204H75ZM80 205H81V204H80ZM112 205H113V204H112ZM7 206H10V204H7ZM15 206H16V205H15ZM21 206H22V205H21ZM69 206H70V205H69ZM82 206H83V205H82ZM82 206H81V207H82ZM87 206H88V205H87ZM91 206H92V205H91ZM17 207H18V206H17ZM19 207H20V205H19ZM75 207H76V206H75ZM84 207H85V206H83V208H84ZM93 207H94V206H93ZM4 208H5V207H4ZM13 208H14V209H17V208H15V207H13ZM20 208H21V207H20ZM20 208H19V209H20ZM22 208H23V206H22ZM69 208H70V207H69ZM78 208H79V207H78ZM95 208H96V207H95ZM127 208H129V205L127 206ZM2 209H3V208H2ZM10 209H11V208H10ZM72 209H73V208H72ZM72 209H71V210H72ZM74 209H75V208H74ZM85 209H86V207H85ZM85 209H83V210H85ZM7 210H8V212H9V209H7ZM49 210H50V209H49ZM68 210H69V209H68ZM71 210H70V211H71ZM78 210H79V209H78ZM83 210H82V211H83ZM86 210H87V209H86ZM97 210H98V208H97ZM4 211H6V210H4ZM10 211H13V210H10ZM21 211H23V210H21ZM21 211L19 210V212H21ZM47 211H48V210H47ZM79 211H80V210H79ZM89 211H90V210H89ZM99 211H100V210H99ZM9 213L11 214V212H9ZM9 213H8V214H9ZM17 213H18V212H17ZM25 213H26V212H25ZM46 213H47V212H46ZM71 213H72V212H71ZM85 213H86V212H85ZM113 213H114V212H113ZM113 213H112V214H113ZM3 214L6 215V212H4ZM12 214H13V213H12ZM15 214H16V213H15ZM18 214H19V213H18ZM51 214H52V213H51ZM53 214H54V213H53ZM73 214H74V212H73ZM80 214H81V213H80ZM82 214H83V213H82ZM86 214H87V213H86ZM96 214H97V213H96ZM1 216H2V215H1ZM8 216H9V215H8ZM10 216H13V215H10ZM23 216H24V215H23ZM47 216H49L48 213H47ZM54 216H55V218H56V215H54ZM59 216H60V215H59ZM59 216H58V217H59ZM84 216L86 217V216H88V215H85V214H84ZM15 217H16V216H15ZM25 217H26V216H25ZM25 217H24V218H25ZM76 217H77V216H76ZM92 217H93V216H92ZM0 218H2V217H0ZM6 218H7V217H6ZM6 218L4 217V221L7 220ZM8 218H10V217H8ZM49 218H50V217H49ZM52 218H53V217H52ZM59 218H60V217H59ZM82 218H83V217H82ZM90 218H91V217L88 216V218H87V217H86V218H83V222H79V221H78L79 223H75V224H74V219L72 218V216H71V217H66V218H65V219H66L65 221H64V220L62 221V220L60 219V220L62 221V222H61V225L59 224L61 228H59V229H57V230H61V231H57V232H60V233L62 234V236L64 237L62 240H66V239H68L70 236H72L71 234H73V231H76V230H77V231H81L82 228H83L84 226H87V227L89 226V227H90V224H91V226H92V223H94V221H93V220H90ZM5 219H6V220H5ZM10 219H11V218H10ZM10 219H9V220H10ZM12 219H13V218H12ZM21 219H22V218H21ZM30 219H31V218H30ZM38 219H39V218H38ZM69 219H71V220H69ZM94 219H95V218H94ZM19 220H20V219H19ZM31 220H32V219H31ZM31 220H29V221H31ZM58 220H59V219H58ZM60 220H59V221H60ZM1 221H2V220H1ZM1 221H0V222H1ZM29 221H27V222H29ZM37 221H38V220H37ZM80 221H81V219H80ZM14 222L17 223L18 221L15 220V221H13V223H14ZM21 222H22V221H21ZM27 222H26V223H27ZM32 222H33V221H32ZM50 222H51V221H50ZM26 223H25V224H26ZM34 223H35V222H34ZM37 223H38V222H37ZM37 223H36V224H37ZM41 223H42V222H41ZM48 223H49V222H48ZM52 223H53V222H52ZM52 223H51V224H52ZM21 224H23V223H21ZM27 224H28V223H27ZM27 224H26V225H27ZM49 224H50V223H49ZM0 225H2V224H0ZM3 225H4V224H3ZM23 225H24V224H23ZM23 225H22L21 227L24 229V226H23ZM34 225H35V224H34ZM38 225H39V224H38ZM41 225H42V224H41ZM41 225H40V229H41ZM52 225L54 226V224H52ZM96 225H98L97 222H96ZM5 226H6V225H5ZM0 227H1V226H0ZM6 227H7V226H6ZM13 227H14V225H13ZM31 227H34V226H30L29 228L32 229ZM42 227H43V226H42ZM67 227H68V230H67ZM87 227H86V228H87ZM93 227H94V226H93ZM17 228L20 229V230H22V228H19V227H17ZM34 228H35V227H34ZM37 228H38V227H37ZM45 228H46V227H45ZM49 228H50V227H49ZM49 228H47V229L49 230ZM51 228H52V227H51ZM0 229H1V228H0ZM2 229H3V228H2ZM5 229H6V228H5ZM35 229H36V228H35ZM38 229H39V228H38ZM42 229H44V228H42ZM53 229H54V227H53ZM53 229H52V231H53ZM55 229H56V228H55ZM10 230H12V231L15 232V231H16V228H15V230H13V229L10 228ZM3 231H4V230H1V232H3ZM18 231H19V230H17V232H18ZM50 231H51V230H50ZM52 231H51V232H52ZM66 231H67V232H66ZM1 232H0V233H1ZM25 232H26V233L28 232L27 234H29V231H28V230H26ZM25 232H23V234H24ZM71 232H72V233H71ZM5 233H6V231H5ZM12 233H13V232H12ZM60 233H59V235H60ZM66 233H67V234H66ZM76 233H77V232H75L74 234H76ZM1 234H4V232L1 233ZM1 234H0V235H1ZM19 234H20V233H18V235H15V233H14V235H15V236L13 237L14 240L11 241V244H13V245L16 244V245L13 246V247H14V252L11 253V254H9V253L6 254L5 250L3 249L2 245H1V242H2L3 240H0V258H4V261H5L6 264H30V263H33L38 257H40V258H44V257H45V258L49 259V257H50V252H53V251H51V250H52L51 248H46V250H45V249H41V248H39L38 243H37V242H34V240L37 241L35 238H34V240L32 239L33 241H32L31 239H29L30 236H26V237H24V239H21V238L19 237ZM74 234H73V235H74ZM30 235H31V233H30ZM49 235H50V234H49ZM51 235L53 236L54 234H51ZM4 236H5V235H4ZM11 236H12V235H11ZM22 236H23V235H22ZM75 236H76V235H75ZM5 237H6V236H5ZM55 237H56V236H55ZM30 238H31V237H30ZM62 240H61V241H62ZM47 243H48V242H47ZM25 247H30V248H34V249H36V253H35L33 256H25V255L19 254V253H18L19 250H25V249H24ZM46 251H47V252H46ZM53 253H54V252H53ZM225 253H226V252H225ZM55 254H56V253H55ZM232 256H234V254H232L231 257H232ZM222 259H223V258H222ZM222 259H221V261H223V260L226 261V260H227V259H223V260H222ZM221 263H222V262H221ZM0 264H3V262L0 261ZM39 264H41V263H39Z\"/></svg>",
    "mask_w": 264,
    "mask_h": 264
},
{
    "label": "snow or ice",
    "instance_id": "obj_3",
    "mask_svg": "<svg viewBox=\"0 0 264 264\" xmlns=\"http://www.w3.org/2000/svg\"><path fill=\"white\" fill-rule=\"evenodd\" d=\"M137 7H138V5H137ZM197 7H199V5H197Z\"/></svg>",
    "mask_w": 264,
    "mask_h": 264
}]
</instances>
